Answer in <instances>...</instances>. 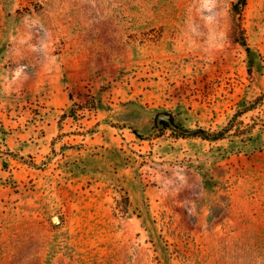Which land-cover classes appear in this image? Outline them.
I'll use <instances>...</instances> for the list:
<instances>
[{
  "label": "rangeland",
  "instance_id": "374dc122",
  "mask_svg": "<svg viewBox=\"0 0 264 264\" xmlns=\"http://www.w3.org/2000/svg\"><path fill=\"white\" fill-rule=\"evenodd\" d=\"M237 2L0 0V264H264V0Z\"/></svg>",
  "mask_w": 264,
  "mask_h": 264
},
{
  "label": "trees",
  "instance_id": "16d2710c",
  "mask_svg": "<svg viewBox=\"0 0 264 264\" xmlns=\"http://www.w3.org/2000/svg\"><path fill=\"white\" fill-rule=\"evenodd\" d=\"M247 4V0H238L237 2V9L239 10L240 13L243 12L245 6ZM240 39L239 41L247 46V42L246 39L244 38V36L242 38H238ZM248 52H251V49L249 46H247ZM89 96L90 99L93 98V96L91 94H87ZM70 99L72 101H74V106L71 107L69 110H66L61 118H65L68 115H76L79 113V109H92L95 106V102H92L91 105H83V104H79L76 103L74 100V94L70 93ZM93 101V100H92ZM77 105V107H75ZM255 106L254 104H251V102L249 104H246L244 107L240 108L235 114L234 116L231 118V120L228 122V124L226 126H224L223 128L219 129V130H212V129H205V128H199L198 130H195L193 132V134L195 135H199L203 138H208V139H213V140H218V139H223L225 138L229 133H231V131L233 129H235L236 132H234L235 135H241L244 134V130L245 128H242V122L241 121H237L238 117L243 115L244 113H246L247 111L253 109ZM252 136H249V139H251ZM54 143V142H53Z\"/></svg>",
  "mask_w": 264,
  "mask_h": 264
}]
</instances>
